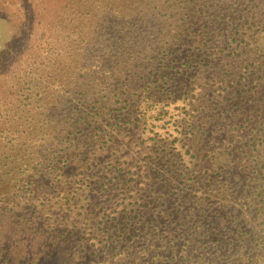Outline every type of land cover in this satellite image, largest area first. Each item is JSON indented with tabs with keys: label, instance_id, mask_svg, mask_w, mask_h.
Returning a JSON list of instances; mask_svg holds the SVG:
<instances>
[{
	"label": "rangeland",
	"instance_id": "1",
	"mask_svg": "<svg viewBox=\"0 0 264 264\" xmlns=\"http://www.w3.org/2000/svg\"><path fill=\"white\" fill-rule=\"evenodd\" d=\"M176 2L167 3L174 8L167 15L165 11L148 15L154 10L145 9L149 17L145 21L136 20L135 12L129 23L108 19L106 35L92 44L93 58L108 65L97 85H66L70 92L62 91L63 102L51 100L58 107L48 110L51 124L40 151L54 156L49 160L52 165L33 164L25 180L15 181L22 187L35 179L34 187H48L51 199L41 210L65 216L67 209L79 204L95 209L107 202L106 195L120 191L134 193L142 203L150 200L149 194L160 193L151 208L170 215L162 230L181 232L169 235L177 238L165 246L162 257L152 248H147L153 252L147 255L128 250L132 264L151 262L153 257V264H173L165 257L176 246L204 248L199 251L203 259L195 251L191 264H264V118L250 112L256 83L264 87V0ZM1 12L0 52L16 34ZM135 22L144 28L137 30ZM201 25L204 28L198 31ZM161 30L171 32L162 50L156 45ZM250 36L253 50L248 55L242 47ZM155 131L162 139L155 135L158 145H148L147 138ZM69 140L73 145L67 152L73 160L58 162L56 156ZM96 144L106 150H98ZM78 145L84 151L76 152ZM103 161L109 170L104 174ZM89 164L93 177L102 181L109 176V181L103 179L108 181V194L95 190L91 195L88 184L73 195L71 174ZM63 171L69 174L67 179ZM94 183L97 189L100 184ZM19 187L7 188L14 213L2 219L0 264H62L74 250L79 252L71 244L78 236L73 240L55 230L71 227V219L60 226L46 220L44 226L35 209L26 213L29 220L19 218L24 213L23 205L17 207L23 201ZM22 223L31 230L18 231ZM93 243H86V259L81 260L85 264L129 262L122 254L97 258L93 253L102 248Z\"/></svg>",
	"mask_w": 264,
	"mask_h": 264
},
{
	"label": "trees",
	"instance_id": "2",
	"mask_svg": "<svg viewBox=\"0 0 264 264\" xmlns=\"http://www.w3.org/2000/svg\"><path fill=\"white\" fill-rule=\"evenodd\" d=\"M167 3L171 0H0L1 13L16 30L0 52V228L2 219L14 213L8 184L18 188L15 180H25L32 165L48 155L40 151L51 124L48 110L63 102L62 91L70 92L66 85H97L102 68L108 66H101L92 54V44L106 35L108 19L129 23L135 12L136 20L145 21L148 15L172 12ZM145 9L154 11L147 15ZM201 28L204 25L198 31ZM161 34L156 43L160 50L171 32ZM259 101L263 103L257 111L264 104V92ZM26 213L19 218L28 219ZM23 229L31 227L18 225V231Z\"/></svg>",
	"mask_w": 264,
	"mask_h": 264
},
{
	"label": "flooded vegetation",
	"instance_id": "3",
	"mask_svg": "<svg viewBox=\"0 0 264 264\" xmlns=\"http://www.w3.org/2000/svg\"><path fill=\"white\" fill-rule=\"evenodd\" d=\"M246 42H247L246 46L242 48L249 55V53H251L253 50L252 38L248 39ZM262 78L263 77L261 76L260 80H262ZM263 92H264V87H262V83H260L259 81L256 83V89L254 90V93L252 94V100L254 102V107H252V109L250 110V112L257 113L259 115V118H264V104L261 106V110L257 111V107L263 103L259 101L260 98L262 97ZM157 132L158 131L153 132L154 135L147 138L146 142H148V145H158L157 143L159 139H157V137L155 136V135H158ZM160 133L162 135L166 134L163 132H160ZM251 137L252 139L254 138L253 136ZM159 138L162 139V136H159ZM70 142L71 141L69 140V143ZM72 145L73 143H70L67 147H63V149L59 151V153L56 156V159L58 162H62L64 160H70V162H72L73 158L71 156H68V152H67V150H69L72 147ZM94 146L98 147V150H106V147H107V146H100L97 144ZM101 147H104V148L101 149ZM77 148H79V145L77 146ZM82 148H84V146H82ZM82 148H79L75 151L76 152H78V150L84 151V149ZM75 156L76 158H79V154H76ZM53 157L54 156L51 153H49L47 156H44L41 162H48ZM52 162L53 161H49L48 165H52ZM116 164L119 165L120 160L117 161ZM86 168H87L86 170H81L79 172L77 171L71 174V179H72L71 182L73 183L75 187L73 189V195H76L77 191H79L80 188H83V187L86 188L88 184L91 186L89 192L90 193L93 192L91 193V195H93L96 191L101 192V194H104V195L108 194L109 184L107 185V182L109 181V176L105 174L102 178V181L101 179L98 180L96 177H93L95 175L93 174V172L89 170V169H93L92 165L89 164L86 166ZM105 170L109 171L108 163H104L103 161L102 168L100 169V171L102 174H104ZM50 171H51L50 172L51 174L53 171L52 170ZM62 177L67 179L69 177V174L65 173L62 175ZM107 178H108V181H103V179H107ZM94 182H99L100 184L97 189H94V185L96 184ZM35 185H36V182L34 179V182L28 183V185L26 186L19 187L18 196L22 198L23 201H20L17 207H21L23 205V211H25L26 209V212L33 211V209H35V212L37 213V217L40 219L44 218V222H43L44 226H45L46 220H47V224H50L52 221H54V224L60 226L61 223H64L65 221L69 223L68 219H71V222L73 223V224H70L71 227H67L64 229L56 228L55 230L56 231L59 230L60 233L63 234L62 236L72 235L73 240H75V238L78 236L77 243L74 244V241H73L71 242V244L73 246L72 249L74 248L78 250L79 252H76L73 249L74 252L68 257L64 258L62 264H85V262H82L81 260L86 259L85 257L86 252H87L86 243H90V241L94 242L93 244L96 246V248L99 245L101 246L102 249L98 250L99 254H97V252L93 254L97 258H104V260H107L110 257H114V256H121L122 254L124 258L129 260L127 264H132L133 254L140 253L142 251L146 255H147V252L153 253L150 249H147V248H152L156 250L157 253L155 256L159 255V257H162V255L165 254L162 252L163 249L166 248L165 246L172 245L173 244L172 240L173 239L175 240L177 238V237H172V236L169 237V235H172V233L181 232V230H170V231L167 229L162 230V228L165 227L166 222H168L167 220L170 215L166 214L165 212L159 211L156 207L151 208V206L155 204V201L158 200L157 194H160V193L154 192V194H149L148 196H150V200H148L147 203H142L139 201L138 198H136L134 193H130L128 195L126 191H120L119 194L116 195L117 197L106 195L104 197V200L107 202L96 204L95 209H91V210L88 209V207L92 205L85 206V205L79 204V205H75L74 208L71 207V209H67V211L69 212V215L65 216L64 215L65 212L63 213L57 212V211L53 212V210L50 211L49 209L41 210L42 205L50 201L51 191L50 189H48V187L42 186L40 189V188L34 187ZM120 187H122V185H120ZM117 189H120V188L118 187ZM138 192L139 191H137L136 193ZM115 197L117 198L116 200H118L117 202L114 201ZM141 198L142 197H140V199ZM31 199L33 201H30ZM77 206H80V208L81 207L82 208L79 209ZM144 208L146 212L141 211ZM76 210H78L77 213H75ZM41 212H45L43 213V216ZM138 218H141L142 221H136ZM101 234H105L106 236L101 238ZM80 235H82L81 238L79 237ZM162 240H163V243H161ZM82 241L84 243L80 245ZM148 242H153L154 244L147 247ZM186 242L188 243V241ZM140 244L142 245L140 246ZM201 247L202 246H197V248L192 247V249L190 250L187 247L181 248L179 246H176L171 251L170 256L165 257V258L166 260H169L170 258L171 261L174 262L173 264H191L193 260L192 254L195 251H197L198 256H200V258L203 259V255H202L203 253H199L201 249H204ZM128 250L132 251L133 254L132 255L129 254L128 256V253H127ZM184 250H185V253L182 255L184 259L181 260L180 259L181 251H184ZM151 260L152 261L150 262L148 259H146L145 262H140V264H153L155 262V258L153 257ZM198 262L199 261H196L193 264H198ZM90 264H93V263H90ZM208 264H212V263H208Z\"/></svg>",
	"mask_w": 264,
	"mask_h": 264
}]
</instances>
